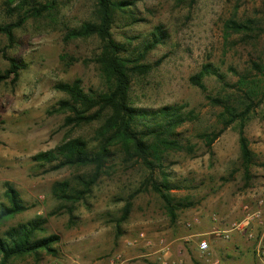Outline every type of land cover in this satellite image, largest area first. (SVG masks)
Wrapping results in <instances>:
<instances>
[{
	"label": "rangeland",
	"instance_id": "obj_1",
	"mask_svg": "<svg viewBox=\"0 0 264 264\" xmlns=\"http://www.w3.org/2000/svg\"><path fill=\"white\" fill-rule=\"evenodd\" d=\"M130 1L131 13L119 15L111 29L129 52L151 38L155 26L165 32L163 42L145 59L152 64L159 61L158 65L133 78L130 101L147 108L183 105L189 120L176 129V138L185 149L169 152L162 168L177 185L170 191L175 201L190 204L180 208L172 222L162 199L147 182L150 171L139 160H128L116 145L107 170L75 203L72 213L58 207L52 184L69 180L77 185V176L88 175L92 167L48 170L47 164L32 157L69 138L90 139L99 123L66 125L65 114L55 108L67 95L55 84L79 79L84 90H99L103 82L93 61L100 50L99 40L94 36L63 38L68 28L93 20L95 0H55L54 10L29 17L14 30L12 46L0 34V72L8 67L5 57L26 64L16 81L0 82V202L6 203L5 183H10L28 205L27 210L0 220V235L10 226L41 216L47 218L41 234L60 236L54 244L55 255L45 251L25 254L11 264H108L117 254L129 257L125 264H161V251L142 256L145 241L133 242L142 231L151 240L148 248L152 246V250L159 248L160 239L170 243L167 256L175 264H264V256L256 255L253 242L238 234L227 240L206 236L208 254L197 249L195 237L183 238L207 232L212 213L232 221L239 217L243 201L264 196V0ZM15 4L0 0V23L18 19ZM229 18L251 21L252 28L247 34L227 36L223 25ZM207 62L218 67L227 82L206 76L208 94L229 97L232 104L237 100L252 103L243 128L254 156L247 173L240 157L239 122L225 128L211 148L200 136L222 126L218 117L222 107L211 104L206 93L189 81ZM243 76L245 84H238ZM151 175L157 181L163 177L159 169ZM127 203L129 213L122 220ZM195 215L200 216L201 224L185 229L184 221Z\"/></svg>",
	"mask_w": 264,
	"mask_h": 264
},
{
	"label": "trees",
	"instance_id": "obj_2",
	"mask_svg": "<svg viewBox=\"0 0 264 264\" xmlns=\"http://www.w3.org/2000/svg\"><path fill=\"white\" fill-rule=\"evenodd\" d=\"M15 4L18 10V19L15 22L0 23V34H3L8 47L14 41V30L20 27L29 17L36 18L45 12L55 9V0H46L40 3L28 0H7ZM197 0H189L194 3ZM95 15L93 20H86L77 27L68 28L64 40L74 38H87L94 36L99 40V52L93 61L97 64L103 82V88L84 90L79 79L71 82H58L55 88L64 92L67 97L58 101L55 111L65 114L64 123L70 126H81L98 122L93 136L90 139L73 137L64 140L53 149L41 151L33 155L32 159L47 164L48 170H57L69 166H89L92 172L88 175L77 176V185L69 180L55 181L52 184V195L58 201V207H64L72 213L74 205L82 200L97 179L105 173L108 161L113 155V147L120 145L121 150L128 160H139L150 171L147 182L160 196L165 210L172 222L177 219L180 208L187 206L171 195L170 191L177 187L173 185L163 171L166 155L171 151H182L185 146L176 138V129L189 120L183 111V105L170 104L158 108L134 106L130 101L131 83L134 77L147 74L159 61L153 64L147 62V53L163 42L165 32L161 26H155L151 38L144 41L136 51H128V47L116 40L111 31L118 16L130 14V0H95ZM130 16V15H128ZM251 21H239L229 18L224 22V33L247 34L251 30ZM5 57V55H4ZM8 67L0 72V82L11 79L16 81L21 69L26 64L15 57H5ZM65 56H62L64 59ZM214 76L219 82L227 85L224 74L210 62L203 63L198 72L191 75L189 81L204 93L213 105L222 107L218 114L222 123L220 129L204 132L200 136L208 148L213 141L231 123L239 122V150L245 172L253 164L254 156L249 147L247 137L244 135V125L252 103L237 100L235 104L229 97H214L208 94L204 78ZM243 76L238 84H245ZM247 94V93H246ZM247 98V97H246ZM249 98V96H248ZM243 106V109H241ZM159 169L163 175L157 181L151 174ZM5 202H0V220L12 217L28 209V205L21 198L19 191L10 183H5ZM129 203L122 211L121 219L124 220L129 213ZM46 217L35 218L8 227L0 235V264H11L12 260L25 254L37 255L41 251L55 255L54 244L60 240L55 233L42 235L43 224Z\"/></svg>",
	"mask_w": 264,
	"mask_h": 264
},
{
	"label": "built area",
	"instance_id": "obj_3",
	"mask_svg": "<svg viewBox=\"0 0 264 264\" xmlns=\"http://www.w3.org/2000/svg\"><path fill=\"white\" fill-rule=\"evenodd\" d=\"M240 213L237 219L227 221L219 217L216 213H212L209 216L212 226L207 232H197L190 235H186L185 238L195 237L197 239V249L202 253H209L210 242L206 236L214 239H230L234 234H238L250 240L254 244V252L258 257L264 256V196L256 195L252 199H246L238 207ZM184 228L191 229L194 226L201 224V218L199 215H195L186 221H184ZM144 240L147 244L151 243V240H147L145 233L142 231L138 234L133 242ZM132 242V243H133ZM131 243V242H127ZM131 243V244H132ZM159 248L157 252H162L159 258L161 264H175L173 260H170L168 253L170 252V243H165L163 239L159 240ZM120 254L114 255L108 264H119Z\"/></svg>",
	"mask_w": 264,
	"mask_h": 264
},
{
	"label": "crops",
	"instance_id": "obj_4",
	"mask_svg": "<svg viewBox=\"0 0 264 264\" xmlns=\"http://www.w3.org/2000/svg\"><path fill=\"white\" fill-rule=\"evenodd\" d=\"M143 245H142V249H145V251H142V256H147V255H151V254H155V250L157 251V249H154V250H152V246H149V248H148V245L149 244H147V241H145L144 243H142ZM149 250V252H147ZM121 257V261L119 262V264H125L126 263V261H128V258H126L123 254L122 255H120Z\"/></svg>",
	"mask_w": 264,
	"mask_h": 264
}]
</instances>
